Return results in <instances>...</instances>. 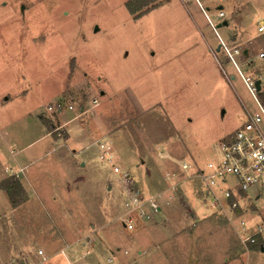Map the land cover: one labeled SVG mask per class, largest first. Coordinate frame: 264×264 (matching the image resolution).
Masks as SVG:
<instances>
[{"label": "rangeland", "instance_id": "rangeland-1", "mask_svg": "<svg viewBox=\"0 0 264 264\" xmlns=\"http://www.w3.org/2000/svg\"><path fill=\"white\" fill-rule=\"evenodd\" d=\"M198 1L0 0V175L30 182L15 206L0 191V264H264V243H240L196 178L181 184L188 208L169 202L131 231L115 220L122 172L155 192L176 160L218 158L255 109L236 66L264 82V0ZM57 103L85 114L63 127ZM47 121L52 136L39 138ZM97 140L110 141L119 175Z\"/></svg>", "mask_w": 264, "mask_h": 264}, {"label": "built area", "instance_id": "built-area-1", "mask_svg": "<svg viewBox=\"0 0 264 264\" xmlns=\"http://www.w3.org/2000/svg\"><path fill=\"white\" fill-rule=\"evenodd\" d=\"M195 1L201 7L200 2ZM223 16V10H218L216 17L222 19ZM257 30L264 32L263 21L259 22ZM222 45L227 51L225 45L223 43ZM259 56H264V53H260ZM236 68L242 83L253 99L255 109L244 108V122L219 142L218 158L208 162L203 168L196 163L176 161L177 170L164 172L163 181L166 185L156 193L140 194L129 174L122 172L118 184L124 197L125 209L115 220L124 229L131 231L138 223L154 221L160 212L159 200L162 196L168 201L176 199L181 183L196 178L202 183V197L205 199L207 209L230 222L241 243L255 242V237L264 229V224H259L252 233H248L246 221L241 215L247 209L243 205L246 193L250 189H255L258 194L264 192V104L258 97V92L264 91V82L262 77L245 76L237 66ZM257 78L260 79L258 92L254 85ZM68 107L72 108L70 105ZM54 108L60 110V103L55 104ZM48 109L50 110L49 107ZM96 146L112 173L119 175L121 168L116 164L110 141L98 140ZM13 174L17 176V173ZM82 245L85 249L84 254H89L92 236H86Z\"/></svg>", "mask_w": 264, "mask_h": 264}, {"label": "crops", "instance_id": "crops-1", "mask_svg": "<svg viewBox=\"0 0 264 264\" xmlns=\"http://www.w3.org/2000/svg\"><path fill=\"white\" fill-rule=\"evenodd\" d=\"M258 31V30H257ZM260 57V56H259ZM262 57H264V56H262ZM258 76H260V75H258ZM258 76H256V77H258ZM260 77H262V76H260ZM4 100V99H3ZM5 100H8L7 98L5 99ZM4 105V103H2L1 104V106H3ZM67 109L69 110V111H71L72 112V110H73V107L72 108H69L68 106H67ZM81 110H82V108H79V112H76V113H71V116H65V114H63V111H62V109H60V111H58V112H60V113H62V115L64 116V117H66V119H64L63 121H62V123H64L63 124V127H67L68 125H69V123H71V122H73V121H75L76 119H79V117H81L82 115H84L85 114V112H81ZM61 115V116H62ZM47 122H49V121H47ZM50 124H49V130L47 129L46 131H45V133L42 135V136H40L39 138H42V137H45V136H49V135H51V132H50V130L51 129H53V123H51V122H49ZM67 133V132H66ZM52 136V135H51ZM67 136H68V133H67V135H66V137L65 138H67ZM98 141V140H97ZM95 144V143H94ZM95 146H96V144H95ZM96 148H97V146H96ZM86 149V148H85ZM98 150V149H97ZM112 150H113V148H112ZM113 152H114V150H113ZM158 154H159V156H160V158H167V156L165 155V154H163V153H161V152H158ZM161 155H162V157H161ZM164 156V157H163ZM176 161H180V160H176ZM144 163V160L140 163V164H143ZM140 164H138V165H140ZM83 165H86V163H85V161L82 163V166ZM174 167V166H173ZM175 167H176V169L175 170H177V164L175 165ZM20 169H22V168H20ZM146 172H147V170H146ZM163 174L164 173H162V175H160V178H159V180H157V184H156V186H159L157 189H156V191L155 192H151V190L149 189V190H147V193H156L157 191H159L161 188H163L166 184H165V182L163 181ZM10 175H0V182L2 181V180H4L5 178H7V177H9ZM149 176H151L150 175V173H148L147 172V177L150 179V177ZM16 179H18L19 181H20V183H21V185H22V187L23 188H25V190L27 191V186L30 184V182H27L28 180H26L25 181V179H26V177L23 175H20L19 173H17V176H16ZM27 179H28V177H27ZM26 182V183H28V184H26L25 185V183H24V181ZM189 181V180H188ZM150 182L151 181H148V179H146V184H149L150 185ZM186 182V181H185ZM182 184V183H181ZM191 189H192V187H191ZM140 190V189H139ZM0 191H2L1 189H0ZM185 191H184V188H182V186L180 185L179 186V189H178V193H177V198L176 199H172V200H170V201H168V200H164V201H161V203H160V212L158 213V215H156V217H155V220L154 221H157L159 218H161L162 217V215L165 213V211H164V209L166 208V205L165 204H168V206H169V202H171V204L172 205H174V206H177V207H179L180 209H183V208H188L187 207V205H184V207H183V202H182V197H183V195H185V193H184ZM194 192V191H193ZM198 193H200V192H198ZM247 196L245 197V199L243 200V205H244V207L245 208H247L246 209V211L245 212H243V214L241 215L243 218H245L246 219V229H247V232L248 233H252L254 230H255V228L259 225V224H264V192L263 193H257L256 192V190L255 189H250L247 193ZM194 195V194H193ZM200 196H201V193L199 194ZM195 196V195H194ZM203 198V197H202ZM184 199L186 200V196H184ZM182 202V203H181ZM184 203H185V201H184ZM170 204V205H171ZM178 204H180V205H178ZM186 204V203H185ZM193 213V212H192ZM214 215H216V214H214ZM190 216H191V214H190ZM216 216H218V217H220V218H223L222 216H219V215H216ZM224 220H226L225 218H223ZM163 220H164V218H163ZM227 221V220H226ZM143 224H146V223H143ZM232 226V225H231ZM233 228V227H232ZM264 231V229L255 237V242H253V245L255 244V245H258V246H261V243H264V240L262 239V237L260 236L261 234H262V232ZM235 234H236V236H237V233L235 232V230L233 231ZM237 238H238V236H237ZM239 240V239H238ZM240 241V240H239ZM241 243V242H240ZM59 251H60V254L61 255H63V256H65L64 254V252L63 253H61V251H64L63 250V247H61L60 249H59ZM25 259H27V258H25ZM25 259H23V258H20V259H18V257H16V256H12V257H9V259L7 260V264H16V263H18V264H27V262H26V260ZM65 259H66V257H65ZM68 262V261H67Z\"/></svg>", "mask_w": 264, "mask_h": 264}, {"label": "trees", "instance_id": "trees-1", "mask_svg": "<svg viewBox=\"0 0 264 264\" xmlns=\"http://www.w3.org/2000/svg\"><path fill=\"white\" fill-rule=\"evenodd\" d=\"M258 97L264 104V91H259ZM0 189L6 194L12 206L16 205V197L20 196L23 192V187L20 181L12 176L7 177L0 182Z\"/></svg>", "mask_w": 264, "mask_h": 264}, {"label": "water", "instance_id": "water-1", "mask_svg": "<svg viewBox=\"0 0 264 264\" xmlns=\"http://www.w3.org/2000/svg\"><path fill=\"white\" fill-rule=\"evenodd\" d=\"M217 9L218 10H221L222 9V6H218L217 7ZM227 25V21L226 20H222L220 23H218L217 25H216V27H221V26H226ZM219 49V47L217 48V50ZM245 53V52H244ZM254 85H255V88H256V90H257V92L259 91V89H260V79H255V82H254Z\"/></svg>", "mask_w": 264, "mask_h": 264}]
</instances>
